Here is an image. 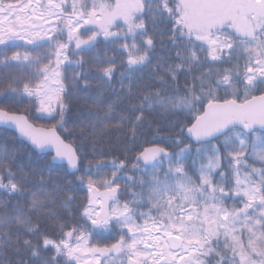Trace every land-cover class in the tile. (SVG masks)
<instances>
[{"label":"snow or ice","instance_id":"1","mask_svg":"<svg viewBox=\"0 0 264 264\" xmlns=\"http://www.w3.org/2000/svg\"><path fill=\"white\" fill-rule=\"evenodd\" d=\"M66 6L67 0H47L45 11L38 18L50 17L57 23L45 28L35 23L29 26L31 18L22 17L17 12V5L0 0V45L17 46V41H23L36 53L14 52L10 57L4 55L0 60V65L5 68L13 62H24V67L31 69L29 75L23 78L27 82L23 83L22 88L13 87L12 83H8L6 87L0 86V101L5 104L36 101L39 105L36 118L56 121L51 127L37 128L29 122L27 116L18 115L7 107H0V125L14 127L39 152L47 154L54 150L52 163H66L72 171H80L81 157L87 155L82 151L84 145L75 146L74 142H66L57 132V127L67 132L64 129L67 123L65 114L68 111L65 97L71 95L63 83L59 69L65 61L66 67L73 69L82 68L85 63L83 58L69 60L67 53L70 45L74 44L73 54L89 53L100 37L105 41L131 39V43L126 42L120 46V50L127 55V68L120 74L123 81L151 62L149 53L153 48V39L148 36L142 17L147 13L163 16L166 12L173 24V45L184 51L176 52L175 58L180 63L168 64L167 68L161 64L156 66L164 72V75L156 77V83L161 88L144 94L140 103L135 106L139 114L136 115L132 134L135 137L137 127L144 123L145 111L186 112L191 116L187 138L199 145L195 148L194 155L207 162L195 169L198 174L197 182L188 174L185 165V161L193 156L192 145L184 144L179 138L173 141L177 151H169L160 145L144 148L132 165V170L143 173L138 179L118 175L127 166L124 160L119 163L111 161L113 171L110 178L104 171L109 167L107 162L101 159L93 163L90 160L85 172L90 173L87 184L91 195L84 216L90 222L91 231L86 232L84 226H81L65 232V225L58 223L63 237L61 240L55 241L42 234L44 249L51 246L55 256L42 257L39 244L24 240L23 247L26 254H29V260L19 259L15 264H29L30 261L31 264H56L61 255L67 258L66 264H84L83 254L95 257L91 264H103L100 257L107 259L113 254L121 258V264H124L125 258L128 264H148L149 259L152 264H159L160 260H164L165 264H175L176 252L169 249L186 251L190 248L201 255H209L216 251L212 248V243H219L221 234L225 237V250L232 252L231 260H225L224 264H264V168L256 169L243 162L244 152L249 147L253 156L264 162V0H72L71 12L65 15ZM120 21L126 25V31H111L113 27H118ZM45 23L49 21L45 20ZM82 28L84 32H91L86 39L81 38ZM65 34L66 40L63 39ZM141 37L144 39L138 44L137 40ZM177 41L183 43H176ZM205 50L211 57L210 63H223L243 57V75L228 68H208L201 71L203 63L197 53ZM53 55L54 63L50 58ZM46 59L48 63L44 64ZM92 60L97 65L96 75L92 78L100 82L102 87L111 86L115 65L99 56H93ZM104 63L108 66L101 67ZM197 71L200 74L191 77V84L187 83L186 77L184 95H178L181 91L179 73ZM89 75L91 73L87 71H73V79ZM87 86L88 81L85 80V87ZM255 91H259L260 95H252ZM229 96L231 98H226ZM82 98L86 104L104 103L100 96L88 95ZM111 113L112 105L109 104L104 117L97 116L95 122L91 123L93 132L97 125L101 128L107 126L106 121L111 119ZM87 118L91 122L93 114L88 113ZM183 131L182 128L181 132ZM257 131L260 135L253 138ZM67 134L71 135L70 132ZM220 137L224 138L221 146L231 149L228 158L234 162L229 164L234 176L233 187H228L233 184L229 174L220 171V146L211 143ZM181 144L184 146L179 147ZM14 157L15 153L0 147V188L13 194L25 195L27 175L21 171L17 178L16 173L6 168V161ZM165 162L168 164L166 169ZM141 163L142 168L139 166ZM195 164L196 160L193 159V167ZM242 167L250 170L242 173ZM5 171L7 183L4 182ZM217 175L218 179L215 178ZM79 179L83 181L85 177L81 176ZM121 179L139 183L142 189L146 186L147 202L152 204L155 201L152 207L157 211L165 205L172 206L173 201H180L168 214L169 223L163 225L166 237L171 238L174 230L178 235L162 245H155L159 251L154 254L141 251L139 245L145 242L137 238L140 230L135 224V218L145 215L139 211L145 202V192H130L133 199L120 204L117 193L121 185L117 181ZM40 184L44 187L30 193L29 210L39 215L55 216L44 209L47 208V201L60 188L52 185V190L48 191L43 175L40 176ZM124 187L127 189L128 185ZM231 198L239 199L243 206L229 209L225 200ZM62 203L66 206L70 200ZM185 204L189 207L196 205L202 211L193 210L185 214ZM14 212L15 215L0 216V246L10 243V238L4 231L8 225L15 224L33 235L40 232L39 226L19 205ZM117 226L120 231L132 234L128 241L121 235L110 246L89 247L92 236L110 234ZM241 230L247 234L246 243L238 235ZM16 251L19 253L20 249L17 248ZM180 259L183 260V256ZM0 264H3V260H0ZM111 264H115V261ZM185 264H193L192 259L185 261ZM197 264L202 262L197 259Z\"/></svg>","mask_w":264,"mask_h":264},{"label":"trees","instance_id":"2","mask_svg":"<svg viewBox=\"0 0 264 264\" xmlns=\"http://www.w3.org/2000/svg\"><path fill=\"white\" fill-rule=\"evenodd\" d=\"M57 2H59V0H57ZM69 2L70 0H67V6L64 10L65 15L71 12L72 2L68 5ZM5 3H12L19 8L28 3L32 4L33 0H5ZM41 3L46 6L47 0H41ZM142 19L145 22V27L148 29V36L153 39V48L149 53L151 62L134 71L130 78H125L121 81L120 74L127 68V55L126 52L120 50V46L126 42L131 43V39L128 41L123 39L105 41L103 37H100L95 48L89 53L76 52L73 54L72 49L74 48V44L70 45L67 53L69 60L75 61L83 58L85 63L82 68L77 67L73 69L66 67L67 61H65L59 69L62 73L63 83L71 95L65 97L68 111L65 114L67 123L64 125V129H66L67 132L59 127H57V129L66 140L74 142L75 146L84 145L82 151L87 153V155L81 157L82 163L80 165V171L71 172L64 163H52L50 154L38 153L27 142L18 138L14 131L0 127V147L15 153L13 159L6 161V168H10L12 172L16 173L17 178H19L21 171L27 175L24 183L26 189L25 195L13 194L0 188V216L15 215L14 209L19 205L24 210L25 214L29 215L32 221L40 228V232L33 235L15 224L6 226L4 231L8 234L10 243L6 242L3 246H0V260H3V264H15L19 259L29 260V254H26L23 247L24 240H30L33 244H39L42 257L55 256L56 253L51 246L44 249L42 234L47 235L50 239L55 241L61 240L63 237L60 234L61 230L58 227V223L65 225L63 229L65 232L71 230L73 227L80 228L81 226H84L86 232L91 231L90 222L87 221V218L84 216V210L88 207L89 196L91 195L88 191L87 184V176L90 175V173L85 172V168L90 160L93 161V163L101 159L107 162L109 167L104 171L109 178L113 171L110 166L111 161L116 160V162L119 163L120 160H124L127 166L118 172V175L138 179L143 176V173L132 170V165L136 163L137 155L147 146L155 144L165 146L169 151H177L178 148L173 141L179 138L184 141V144L192 145L193 156L185 161V165L187 171L194 176L195 180L198 182V174L195 169H197L196 166H200L201 162L205 160L194 155L195 148L199 147V145L194 144L185 134V129L191 120V116L188 113L145 111L144 123L137 127L136 135L133 137L132 129L135 124L136 115L139 114L135 106L140 103L144 94L161 88V85L156 83V77L164 75V72L158 70L156 66L161 64L164 68H167L168 64L180 63V61L175 58L176 52L178 50L184 51L183 49H177L173 45L171 40L173 35V24L169 21L166 12L163 16L156 13H147ZM55 23L57 22L53 20V24ZM111 31H126V25L123 21H120L118 27H113ZM80 35L82 39H86L88 35H91V32H84L82 28L80 30ZM63 39L66 40V34ZM143 39V37L138 38L137 43H141ZM176 43L183 42L177 41ZM16 44L17 46L8 47L0 45V60L3 59L4 55L10 57L14 52H20L21 54L25 52L31 53L32 55L36 54L35 51L23 41H17ZM197 55L203 63V69H201V71L208 68H228L237 70L243 75L245 70V59L243 57L233 58L231 61L223 63H210L211 57L208 56L206 50L198 52ZM93 56H99L104 61L110 60L115 65V72L110 82L111 86L105 85L102 87L100 82L92 78L96 75L97 70V65L92 60ZM50 58L54 63L55 56L53 55ZM43 63L47 64L48 60H44ZM100 66L107 67L108 64L104 63ZM30 71L31 69L24 67V62H13L7 68L0 65V86L6 87L8 83H12L13 87L22 88L23 83L27 82L23 78L28 76ZM73 71L77 73L87 71L91 73V75L73 79ZM199 74L198 71L179 73L181 91L177 94L184 95L183 85L186 82V77L187 83L191 84V77L198 76ZM85 80L88 81L87 87H85ZM169 83H171L170 80ZM257 93L260 92L255 91L252 95ZM88 95L93 97L100 96L104 103L101 105H93L91 102H88L86 104L82 97ZM226 98L231 97L229 96ZM240 99H243L242 85ZM109 104L112 105L111 119L106 121V127L101 128L97 125L95 132H93L91 123L95 122V117L97 116L100 118L104 117ZM38 106V102L36 101L29 102L25 100L20 104H5L3 101H0V107H7L12 112L26 113L36 124L47 127H51L55 124V120L36 118V109ZM88 113L93 114L91 122L87 118ZM182 128L184 129L183 133L181 132ZM68 132H70L71 135H68ZM258 135H260L259 131L253 134V138ZM161 137L165 139H161ZM223 139V137H220L219 140H213L211 143L220 146V171L229 174V178L233 181V184L228 187H233L234 176L230 172L229 164L234 162H231L228 158V153L231 152V149H225L221 146ZM166 140L167 142H165ZM184 144H181L179 147H183ZM250 144L251 140H249V145ZM193 159L196 160L195 167L192 165ZM243 162L256 169L264 168V162L259 161L253 156L251 147L244 152ZM139 166L142 168L143 164L141 163ZM249 170V168L243 167L240 169L242 173L248 172ZM3 175L4 182L7 183V171H5ZM41 175L44 177L48 191L52 190V185H58L60 188V191L47 201V208L44 209L45 212L50 211L54 213L55 216L39 215L29 210L30 193L37 192L41 187H44L40 184ZM81 176L85 177L83 181L79 179ZM215 178L218 179V175ZM144 179L147 178L144 177ZM117 183L121 185L119 196L123 202L133 199L130 192L139 193L146 189V186L145 189H142L139 183H131L127 179L118 180ZM124 185H128V188L125 189ZM65 200H70V203L66 206L62 203ZM225 204L229 209L243 206V202L236 198L226 199ZM142 206L144 205L142 204L141 207ZM187 208V210L192 209L191 211H202L196 205ZM237 227L239 228V226ZM121 235H124L125 240L128 241L131 233H127L126 231L122 232L119 226H117L110 234L92 236L90 238L89 247L110 246L116 243ZM238 235L245 243L247 242L246 233L241 230L238 232ZM224 245L225 237L221 234L219 243L215 241L212 243V248L216 250L214 253L201 255L198 251L190 249L188 255L189 253H191V255L188 257L192 259L193 264H197V259L202 262V264H224L225 260L230 261L232 257L231 250H225ZM17 248L20 249L19 253L16 251ZM205 251H207V249H205ZM222 257L224 258L223 260L221 259ZM66 259L65 256L61 255L56 260V264H66ZM29 264H31V261Z\"/></svg>","mask_w":264,"mask_h":264},{"label":"rangeland","instance_id":"3","mask_svg":"<svg viewBox=\"0 0 264 264\" xmlns=\"http://www.w3.org/2000/svg\"><path fill=\"white\" fill-rule=\"evenodd\" d=\"M72 2V0H70L69 4ZM21 10H23L21 12ZM45 11V7L44 4L41 3V0H39V4H37V0L34 1L32 4H26L23 5L19 8H17V12L20 13L23 16H28L31 19L28 21V25L30 26L32 23H35L38 26H43L45 28H48L52 25V21L54 19L50 18V17H45L43 19L38 18L40 16V13ZM45 20H48L49 23H45ZM210 155V153H209ZM221 161V159H220ZM207 161L205 160L204 162L201 163H206ZM164 166L168 167L167 162H165ZM197 169L199 168V166H196ZM147 178V177H146ZM145 202L143 203L144 206H142L141 208H139V211L145 213L144 216H139L140 218L136 217L135 218V224L139 226V232L137 234V238L143 240L145 243L139 245V248L141 251H147L149 253H156L157 251H159L158 248L155 247V245L158 244H164V242L166 241V236H165V230L163 228L162 224L156 223L158 222L157 219L161 218H165V216L167 217V213L170 211H173V209H175L177 207V205L180 203V201H173L172 206H163L160 208L159 212L160 214H156V209L154 207H152V204H155V201L152 202V204H149L147 202V194H146V189H145ZM120 204H123L124 202L121 199H118ZM163 203V202H161ZM185 206H188L187 204H185ZM185 214H187L188 212H190L192 209L187 210L188 208L185 207ZM193 206V205H192ZM178 210V209H177ZM160 216V217H159ZM159 217V218H158ZM165 224L169 223V220L167 219V221L164 222ZM173 234L178 235V232H176L175 230L173 231ZM132 235V234H131ZM130 235V236H131ZM156 237H159V239H155ZM149 245H153V247H149ZM190 248L185 250H180L179 252H176V261L175 264H182L183 260L187 261L190 258L188 257V252H189ZM169 251H172L171 249H169ZM183 256V260L180 259V257ZM95 259V257L92 254H83V261L84 264H91V262ZM101 261L103 262V264H111L112 261H115V264H121V258L117 257L115 254L108 256L107 259H105V257H100ZM152 260L149 259L148 260V264H151ZM124 264H128V261L126 260V258L124 259ZM159 264H165L164 260H160Z\"/></svg>","mask_w":264,"mask_h":264},{"label":"water","instance_id":"4","mask_svg":"<svg viewBox=\"0 0 264 264\" xmlns=\"http://www.w3.org/2000/svg\"><path fill=\"white\" fill-rule=\"evenodd\" d=\"M258 95H260V94H258ZM257 95V96H258ZM16 114H18V115H24V116H27V115H25V114H23V113H16ZM28 120H29V118H28ZM29 122L31 123V124H33L30 120H29ZM34 125V124H33ZM0 126H3V127H7V126H4V125H0ZM35 127H37V128H39L40 126H36V125H34ZM7 128H9V129H12V130H15L16 132H17V134H18V136L20 137V138H22V139H24L25 141H27V139L26 138H24V137H22L21 135H20V133L18 132V130H16L14 127H7ZM57 132H58V130H57ZM58 134H60L59 132H58ZM186 134H187V129H186ZM61 135V134H60ZM62 137V136H61ZM62 139H64L63 137H62ZM65 140V139H64ZM66 141V140H65ZM28 143H30L29 141H27ZM67 142V141H66ZM31 144V143H30ZM154 146V145H153ZM148 147H152V146H148ZM148 147H146V148H148ZM38 151V150H37ZM39 152V151H38ZM49 152H51V153H53V155L55 154L54 153V150H50ZM40 153H43V152H40ZM56 163H61V162H56ZM64 164H66V163H64ZM71 172H74V171H72L70 168H68ZM103 191V190H102ZM175 237V235H173L171 238H168V240H170V239H173ZM174 250H176V249H174Z\"/></svg>","mask_w":264,"mask_h":264}]
</instances>
